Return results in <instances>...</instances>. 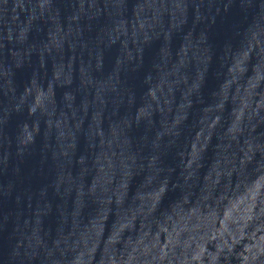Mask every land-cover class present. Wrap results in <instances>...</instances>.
I'll list each match as a JSON object with an SVG mask.
<instances>
[{
	"label": "water",
	"instance_id": "95a60500",
	"mask_svg": "<svg viewBox=\"0 0 264 264\" xmlns=\"http://www.w3.org/2000/svg\"><path fill=\"white\" fill-rule=\"evenodd\" d=\"M0 264H264V0H0Z\"/></svg>",
	"mask_w": 264,
	"mask_h": 264
}]
</instances>
